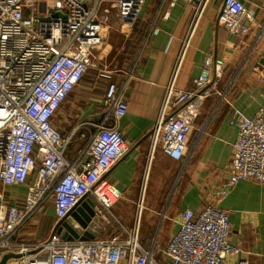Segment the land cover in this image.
Masks as SVG:
<instances>
[{"label":"built area","instance_id":"built-area-1","mask_svg":"<svg viewBox=\"0 0 264 264\" xmlns=\"http://www.w3.org/2000/svg\"><path fill=\"white\" fill-rule=\"evenodd\" d=\"M145 3L0 0V184L28 189L22 207L10 205L0 192V261L5 254L34 252L19 264H231L236 258L234 264H250L230 241V214L219 203L242 181L264 184V103L253 117L232 108L229 125L238 136L225 181L201 210H184L177 233L156 250H144L140 241L142 200L133 225L125 227L112 212L124 196L107 179L129 149L118 124L128 111L124 94L133 70L121 85L106 86L100 121L76 123L66 132L57 125L68 97L98 68L103 36L113 22L134 28ZM220 10L218 25L242 44L256 19L243 0H223ZM205 59L190 89L166 90L168 113L148 134L145 172L158 149L175 161L187 160L201 105L212 94L226 101L219 91L225 60L212 54ZM77 140L84 145L68 160ZM88 199L94 203L92 221L100 228L93 240H67L53 232L35 245L13 241L50 204L58 224Z\"/></svg>","mask_w":264,"mask_h":264},{"label":"crops","instance_id":"crops-1","mask_svg":"<svg viewBox=\"0 0 264 264\" xmlns=\"http://www.w3.org/2000/svg\"><path fill=\"white\" fill-rule=\"evenodd\" d=\"M243 2L256 23L240 44L239 37L217 23L223 0H146L134 28L127 30L113 22L103 36L106 44L99 50L98 68L85 75L59 112L57 125L65 132L83 121L97 123L108 83L121 85L133 70L124 94L128 111L118 124L129 149L107 179L124 196L112 212L125 227L133 225L137 202L142 200L144 250L165 248L179 230L181 213L201 210L210 192L225 181L238 136V130L229 125L232 108L253 117L264 103V0ZM208 54L225 60L219 91L226 93V101L212 94L201 105L187 160L175 161L158 149L145 172L148 134L168 113L166 90L190 89ZM83 145L77 140L67 159L72 160ZM0 192L10 205L22 207L28 189L0 184ZM219 207L230 214V241L243 251V258L250 264H264V184L240 182ZM56 225L50 204L13 241L35 245L53 234Z\"/></svg>","mask_w":264,"mask_h":264},{"label":"water","instance_id":"water-1","mask_svg":"<svg viewBox=\"0 0 264 264\" xmlns=\"http://www.w3.org/2000/svg\"><path fill=\"white\" fill-rule=\"evenodd\" d=\"M93 205L94 203L89 199L80 202L67 219L57 224L54 233L58 232L67 240L78 238L83 241L93 240L100 229L96 222L92 221ZM25 256L28 254H5L0 264H7L10 260H19Z\"/></svg>","mask_w":264,"mask_h":264}]
</instances>
